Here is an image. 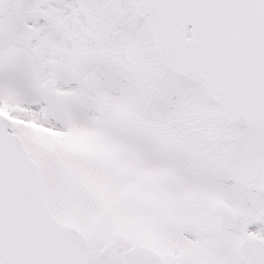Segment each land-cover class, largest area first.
I'll use <instances>...</instances> for the list:
<instances>
[{
  "label": "snow or ice",
  "instance_id": "snow-or-ice-1",
  "mask_svg": "<svg viewBox=\"0 0 264 264\" xmlns=\"http://www.w3.org/2000/svg\"><path fill=\"white\" fill-rule=\"evenodd\" d=\"M0 264H264V0H0Z\"/></svg>",
  "mask_w": 264,
  "mask_h": 264
}]
</instances>
